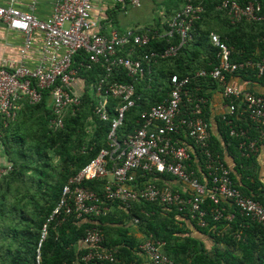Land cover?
Masks as SVG:
<instances>
[{"label":"built area","instance_id":"1","mask_svg":"<svg viewBox=\"0 0 264 264\" xmlns=\"http://www.w3.org/2000/svg\"><path fill=\"white\" fill-rule=\"evenodd\" d=\"M39 1L30 0L29 11L20 9L16 5L17 0H8L6 6L0 4V23L21 33L24 40L19 63L8 62L0 66V118L14 121L22 101L37 104L44 91H48L54 116L51 127L63 128L66 114L74 112L81 104L80 96L75 92L78 72L73 67L74 58L80 51L89 53L90 60L102 63L107 71V76L93 88L99 100L95 114L102 121H108L109 97L121 99L122 104L116 107V115L110 120L106 147L64 186L51 218L42 228L36 264L42 262L40 249L51 221L62 214L76 215L80 219L106 216L114 202H120L126 208L144 201L165 207L175 206L185 216L189 214L198 226L206 227L207 212L202 206L209 200L213 204L211 215L215 221L234 219V213L225 206L221 207V204H225L239 211L247 220L264 224V204L246 197L240 191L232 178L234 166L212 151L213 130L204 117V107L210 101L205 97L193 101L187 88L190 77L181 79L178 75L170 76L169 96L162 103L142 112L140 127L120 139L118 130L123 125L126 113L136 105V87L118 82L109 84L108 77L114 69L122 68L134 80L144 79L152 63H156L158 58L176 56L178 46H171L161 54L151 53L137 59L134 58L136 49L147 46L149 36L139 30L120 32L114 28L103 33L100 29L101 19L93 14L94 0H54L53 11L44 20L34 14ZM114 2L123 9L141 6V0ZM219 10H225L233 23L264 20L262 5L258 0H249L244 5L239 0H221ZM203 12V7H195L188 2L169 21L166 35L173 37L177 33L183 45L191 38L193 24ZM36 37H39L41 45L40 60L32 66L28 53ZM210 43L217 49V64L211 71L195 73V77L209 76L218 83L226 102V111L220 118L228 127L229 135L240 139L238 149L241 157L257 155L264 159V93L253 92L234 80L236 74L244 70L255 71L258 78L264 79V59L237 63L232 60L233 47L218 34H210ZM119 51L126 52V55H118ZM185 103H192L193 107L182 115ZM242 122L245 126L240 125ZM196 149L204 157L205 170L211 179L210 188L202 184L194 170L190 169L192 154ZM262 163L264 167V160ZM11 171L10 164H0V181ZM139 173L147 178L142 188L137 186ZM163 174L172 175L188 185L189 197L168 184L160 187L151 180ZM100 180L105 181L103 197L83 186L87 181ZM104 240L101 230L89 229L80 243V246L90 249L83 260L114 262L113 253L103 248ZM162 245L146 240L139 249L150 264H175L162 253Z\"/></svg>","mask_w":264,"mask_h":264},{"label":"trees","instance_id":"2","mask_svg":"<svg viewBox=\"0 0 264 264\" xmlns=\"http://www.w3.org/2000/svg\"><path fill=\"white\" fill-rule=\"evenodd\" d=\"M248 1L239 0L242 5ZM258 1L264 16V0ZM189 2L204 9L200 19L193 24L191 38L181 45L177 33L169 37L161 36L162 32H156L155 28L140 31L146 33L150 41L147 46L136 49L134 58L141 59L151 53L161 54L171 46L179 47L176 56L158 58L144 79L134 80L122 68L114 69L108 77L109 84L118 82L134 84L136 87V105L126 113L123 125L118 130L120 139L140 127L142 112L162 103L169 96V78L172 75H178L181 79L191 78L187 88L193 101L205 97L211 102L212 96L208 89L219 88L218 83L209 76L195 77V73L211 71L217 64V49L210 43L211 33L218 34L233 47L234 62L264 59V20L233 23L225 10H219L221 0ZM176 10L177 13L183 9ZM169 13L172 16L176 14L173 15L171 10ZM168 24L164 25L166 32L169 30ZM118 55H126V52L119 51ZM88 65L91 67L88 68ZM73 67L83 83L79 95L81 104L74 112L66 114L63 128L51 127L54 116L48 91H44L37 104L22 101L14 121L0 118L1 141L12 166V171L0 181V264H36L42 228L51 218L64 186L107 145L110 120L115 117L116 107L122 104V100L109 97V120L102 121L94 112L99 100L93 88L107 76L106 67L102 63L92 62L86 51H80L75 56ZM234 80L256 93L259 88L264 89V79L258 78L255 71H241ZM192 107V103H185L182 115L190 112ZM208 111L209 104L204 107L207 121ZM240 125L245 126V123ZM217 126L218 133L213 134L211 140L212 151L223 158L228 154L234 159L232 178L237 187L246 197L264 204L261 180L264 167L259 156L241 157L238 149L240 139L229 135L228 127L220 117ZM189 143L196 148L193 143ZM190 165L200 182L210 188L211 179L205 170L204 157L197 149L192 154ZM162 177L170 179L174 176L163 174L160 175ZM146 180L139 173L137 186L142 188ZM104 185V180L83 184L100 197L104 195ZM157 185L163 186L161 182ZM182 195L189 197L187 194ZM111 206L106 216L80 219L76 215L62 214L51 221L40 249L41 264H143L144 256L139 247L146 240L163 243L162 253L175 264H264V224L247 220L239 211L225 204H221V207L225 206L234 213V219L215 221L211 215L213 204L209 200L205 202L202 207L207 212L206 227L198 226L189 214L185 216L175 206L165 207L145 201L133 203L128 208L120 202H114ZM93 228L103 232V248L113 253L114 262L83 260L90 249L80 246V243L87 231ZM192 232L209 240L211 247L208 248Z\"/></svg>","mask_w":264,"mask_h":264},{"label":"crops","instance_id":"3","mask_svg":"<svg viewBox=\"0 0 264 264\" xmlns=\"http://www.w3.org/2000/svg\"><path fill=\"white\" fill-rule=\"evenodd\" d=\"M29 1L30 0H17L16 5L24 11H29ZM114 1L115 0H94L93 14L94 16H97L101 19L100 29L103 31V33L109 31L110 28H114L122 32L128 30L144 31V30H149L151 28H155L156 32H162L161 36H165L167 33L164 28L165 23L167 24L169 20L173 18V16L170 15L169 13L170 10L174 15L177 11L176 9H184V7L188 4L187 2H189V0H148L150 2V8L154 9L156 18L150 19V22L145 24H140L137 21L134 27H132L125 19H122L123 16L127 15L126 13L127 9H123L122 7L119 8V6L116 5ZM144 1L146 0H141V4L144 3ZM0 4L6 6L8 4V0H0ZM53 6H54V0H40L34 11V14L39 19H43V20L47 19L53 11ZM120 18L121 20L119 21ZM23 41L24 40L21 33L13 31L9 29L6 25L0 23V66L6 65L8 62L19 63V61L21 60L19 52L20 49L23 47ZM40 47L41 45H40L39 37H36L34 41V45L28 53L29 56L28 61L29 64L32 66L37 64L40 60ZM82 85L83 83L78 78L76 90H75V92L78 95L82 93ZM208 92L212 96V100L209 104L208 122L211 124L213 134H217L218 133L217 119L220 117V115L223 112L226 111V102L222 97L220 88L210 87L208 89ZM258 92L264 93V89L259 88ZM49 100L51 107V99ZM225 159L230 165L235 167V161L232 157L226 154ZM259 159L263 167L262 160L264 159L262 157H259ZM0 164L1 165L9 164L7 156L4 152V147L1 141V135H0ZM238 178H240V176ZM151 180L156 184H159V182H161L163 186L168 184L173 189H176L183 194H187V195L190 194L189 186L181 182L180 180L176 179L175 177L169 179L164 177L160 178V176H156V177H152ZM261 180L264 186L263 173H261ZM263 192L264 190L262 191V193ZM185 218L187 219V217ZM192 235L201 238L208 246V248L211 247L210 246L211 242L209 240H205V238H203L200 234H197L196 232H192ZM143 259H144L143 264H150L149 260L145 256Z\"/></svg>","mask_w":264,"mask_h":264},{"label":"rangeland","instance_id":"4","mask_svg":"<svg viewBox=\"0 0 264 264\" xmlns=\"http://www.w3.org/2000/svg\"><path fill=\"white\" fill-rule=\"evenodd\" d=\"M144 3H142L141 6L138 8H133L131 6L124 8V9H127V12H126L127 15L123 16L122 19H125L129 23V25H131L132 27H134V25L137 23V21L140 24H145V23L150 22V19H153V18L155 19L156 18L155 12H154V9L150 8V2L148 0H146V1H144ZM120 20H121V18L119 19V21ZM153 24H154V22H153ZM120 32H122V31H120ZM16 146H17L16 148H19L18 145H16Z\"/></svg>","mask_w":264,"mask_h":264}]
</instances>
